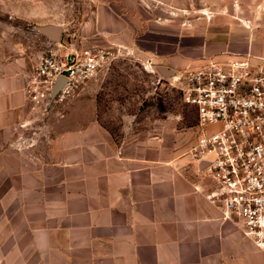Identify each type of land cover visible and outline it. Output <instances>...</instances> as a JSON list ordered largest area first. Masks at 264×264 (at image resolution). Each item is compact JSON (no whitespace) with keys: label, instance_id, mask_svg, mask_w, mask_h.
Returning <instances> with one entry per match:
<instances>
[{"label":"crops","instance_id":"1","mask_svg":"<svg viewBox=\"0 0 264 264\" xmlns=\"http://www.w3.org/2000/svg\"><path fill=\"white\" fill-rule=\"evenodd\" d=\"M121 28L111 17L108 46L127 39L116 38ZM191 29L156 59L173 76L208 59L264 57V16L250 24L214 16ZM33 42L0 19V152L19 158L0 193V249L16 251L13 264H264L241 224L207 199L211 186L191 149L144 129L115 137L88 87L38 114L28 97ZM190 135L195 146L196 125Z\"/></svg>","mask_w":264,"mask_h":264},{"label":"rangeland","instance_id":"2","mask_svg":"<svg viewBox=\"0 0 264 264\" xmlns=\"http://www.w3.org/2000/svg\"><path fill=\"white\" fill-rule=\"evenodd\" d=\"M214 16L250 24L264 16V0H0L6 32L35 36L32 66L37 67L41 56L57 46L40 31L49 26L60 28V42L73 49L104 48L111 53L82 87L97 92L98 120L112 135L123 136L124 130L134 135L144 129L148 132L144 137L163 135L169 146L188 150L194 146L190 134L197 126L196 111L183 102L172 77L161 72L171 70L170 65L156 59L172 50L179 32L191 28L201 32ZM111 17L122 23L116 38L127 37L114 46L105 41ZM148 55L156 61H149ZM18 159L12 152H0V193L12 187L13 164ZM0 228H6L2 216ZM15 252L0 249V264L17 262Z\"/></svg>","mask_w":264,"mask_h":264},{"label":"built area","instance_id":"3","mask_svg":"<svg viewBox=\"0 0 264 264\" xmlns=\"http://www.w3.org/2000/svg\"><path fill=\"white\" fill-rule=\"evenodd\" d=\"M104 48L73 49L57 42L40 58L28 87L38 113L65 103L108 61ZM185 104L195 109L197 143L190 154L209 181L207 199L225 220L241 224L264 253V57L206 60L172 76ZM63 84L53 97L59 81Z\"/></svg>","mask_w":264,"mask_h":264},{"label":"water","instance_id":"4","mask_svg":"<svg viewBox=\"0 0 264 264\" xmlns=\"http://www.w3.org/2000/svg\"><path fill=\"white\" fill-rule=\"evenodd\" d=\"M40 31L45 36H48L49 38L53 39L55 42H60L61 40L62 31L58 27H54V26L43 27V28H40ZM161 72L167 77L173 76L172 72L167 69L162 68ZM62 84H63V80L57 83L55 90L53 92V97H55L56 94L59 92ZM205 167H206V164H201V169H204Z\"/></svg>","mask_w":264,"mask_h":264}]
</instances>
